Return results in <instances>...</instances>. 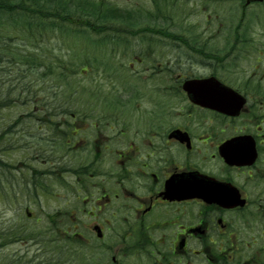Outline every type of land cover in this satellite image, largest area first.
<instances>
[{
  "label": "flooded vegetation",
  "instance_id": "af4514ba",
  "mask_svg": "<svg viewBox=\"0 0 264 264\" xmlns=\"http://www.w3.org/2000/svg\"><path fill=\"white\" fill-rule=\"evenodd\" d=\"M238 1V29L156 33L86 110L20 113L44 167L22 175L62 188L68 264H264V1Z\"/></svg>",
  "mask_w": 264,
  "mask_h": 264
},
{
  "label": "trees",
  "instance_id": "16d2710c",
  "mask_svg": "<svg viewBox=\"0 0 264 264\" xmlns=\"http://www.w3.org/2000/svg\"><path fill=\"white\" fill-rule=\"evenodd\" d=\"M153 1L154 3L158 1L156 3L158 4L163 0ZM152 17L155 24L152 22ZM157 17L159 16L155 14V11L145 9L142 5L124 8L109 3L108 0H0V120L2 121L0 123V153L9 154V151L21 146L20 143L17 144L15 140L10 139L12 137L10 134L15 133L17 126L9 123L11 117L3 114L4 109L19 104L28 105L30 111L62 109L59 96L68 93L71 73L76 70L75 65L78 64L70 55H50L53 52L54 43L58 44L64 34H76L82 38V43L87 42V39L95 45L107 48L128 46L127 41L130 37L122 35V32L157 29L166 32L169 28L172 29L171 14L166 13L160 16L159 19L162 18L163 22L155 20ZM142 22L141 27H138ZM91 30L96 34L89 35ZM81 33H85V37L80 36ZM75 37L71 38L72 41ZM62 40L65 42L64 38ZM86 57H98V53L89 52ZM90 63L91 61L86 58L79 63V66ZM32 70L39 78L52 75L55 83L63 85H59L57 92L53 93L57 96L54 99L55 103L48 98L39 97L37 77L35 76L36 79L30 77ZM15 72L17 73L14 74ZM73 93L70 91L68 95ZM64 102L65 100L62 105ZM8 135L9 138H7ZM14 167L0 154L1 188L6 189L16 184L20 188L18 194L32 197L39 189L48 185L47 181L39 175L30 174L18 178L11 172ZM22 184L26 185V190L25 187L21 188ZM7 236L15 240L24 237L47 240L45 237H49V232H45L43 237L32 231L15 229ZM47 244H43V247L48 248L45 247ZM65 254L69 256L68 247L61 252V255ZM48 260L52 261L42 260L35 263V260H31L29 263L54 262L52 258Z\"/></svg>",
  "mask_w": 264,
  "mask_h": 264
},
{
  "label": "rangeland",
  "instance_id": "374dc122",
  "mask_svg": "<svg viewBox=\"0 0 264 264\" xmlns=\"http://www.w3.org/2000/svg\"><path fill=\"white\" fill-rule=\"evenodd\" d=\"M174 1L175 2H173L172 0H163L159 1V3L156 4L158 1L154 3L153 0H108L109 3L124 8L142 5L145 9L155 11V14L159 17L166 13L171 14L172 21L170 22L174 26V30L182 34L190 33L192 35H195L202 30H222L223 27L224 30H230L231 27L233 28V26H235L237 22H239L240 11L238 6L240 2L238 0H222L224 4H217L216 1L214 3V1L212 0L210 2V5L208 6L203 5V0ZM255 12V8L250 11V13L252 14H255ZM233 15H236L235 20L237 22L235 21V23H233L232 21L234 20V18L230 17ZM159 17H157L155 20H158ZM159 21L163 22L162 18H160ZM152 22L155 24L154 18ZM142 24L143 22L139 24L138 27H141ZM256 30H262V28L256 26ZM92 32V30L89 31V35ZM79 35H83L85 37V33H81ZM188 35L189 34H187V36ZM150 36V38H153L152 35ZM74 37L75 40L72 41L71 38ZM63 38L65 39L66 43L62 40ZM63 38H61V41H59L58 44L54 43L55 45L52 48L53 52L50 55H70L72 57V60L78 62V64L75 65L78 68L73 73H71V79L69 81L70 86H68L67 89H72L74 86L78 85L82 89L81 95L83 98H85L86 95L90 94V88L92 89L95 87L98 90H100L101 88L105 90H107L106 88H110L111 83H106V79L115 80L117 79L118 75H120L121 73H125L126 71H130L132 72V74H134L135 71L133 70V68H135L136 70H139L140 68L138 64H136L134 57L136 55L137 48L140 46H134L132 48V51L135 53L134 55L133 53L128 54L127 56L123 54H116L115 57H117V59L112 61L109 54H107V51H109V48L107 47L95 45L91 42V40L87 39V42L82 43V38L76 34H64ZM70 42L72 45L70 44ZM135 43H137V41L133 42V44ZM169 45L171 46V44ZM89 52L98 53L97 61L99 63H93V65L98 68H108V74L107 72L100 71V69L96 70V75L90 78L86 71H82V68L85 67V65H83V67H79V63H82L86 58H89L86 57ZM131 63L134 64L131 65ZM122 64H125V66L123 67ZM16 73L17 72H15L14 74ZM35 76L37 77L36 83L38 84L37 86L39 88V97L45 95L51 97L54 91H56L58 87H60L59 85L63 86L58 82L55 83L56 81L54 79V76L51 75L39 78L37 74H34V70H32V72L30 73L31 79H36ZM8 78L10 79V77ZM136 78H138V76H136ZM133 79L134 78H132V80ZM72 81L74 82L72 83ZM66 86L67 85H65V87ZM81 95L77 92L72 97V100L75 102L74 108H72L71 102L66 103L69 110L87 109V102L83 98L80 99ZM26 110H30V107L28 105L19 104L9 106L8 108L4 109L5 112H3V114H6V116L9 117H14L20 115L21 112H25ZM27 120L29 119L26 118L24 121L28 123ZM0 123H2L1 120ZM29 124L34 128L36 126L34 122H30ZM10 135H12V133ZM14 136L15 142L17 144L19 143V140L21 141L22 139H26L28 145L26 144L24 146H20V148H17L16 151H14L15 154L11 157L12 160L8 159L9 155H4L3 152L0 153L1 157L4 158V160L8 159V161L15 162V165L18 167L21 165V162H27L31 166L33 165L36 168L44 169L41 161L36 162L34 160H28V154L26 157L25 153H23V150L27 146L32 145L36 147V142L33 139L35 137L31 134H21L18 132H15ZM22 142L24 143L23 140ZM17 157L18 159H16ZM22 167L23 165H21L17 171L15 170L16 176L18 178H21L23 176L22 172L23 174H26L28 172L26 169H21ZM45 180L48 183L45 190L47 192H42L30 198L19 197L18 195H14L10 188L4 189L0 187V244L7 243L6 245L0 247V264H21V259L25 260L28 255L29 258H32L42 252L41 246L37 242L38 238L24 237L22 239H17L10 242L12 238L8 237L7 234L15 229H24L27 231H32L34 233L43 232V226L45 228L44 231H46L48 229L47 227L51 225L48 220L49 215L58 211L60 207H63L61 203L62 200L59 202V195L62 188L58 182H56L55 180L53 182V179L51 178H45ZM27 208H29V210L32 212V216L27 215ZM59 225L63 228H66L63 222H60ZM44 251V257L46 255H52V253L48 254L45 248Z\"/></svg>",
  "mask_w": 264,
  "mask_h": 264
},
{
  "label": "bare ground",
  "instance_id": "6f19581e",
  "mask_svg": "<svg viewBox=\"0 0 264 264\" xmlns=\"http://www.w3.org/2000/svg\"><path fill=\"white\" fill-rule=\"evenodd\" d=\"M161 38H162V37H160L159 40H161ZM81 66H82V65H80L79 67H81ZM77 68H78V67H76V69H77Z\"/></svg>",
  "mask_w": 264,
  "mask_h": 264
}]
</instances>
